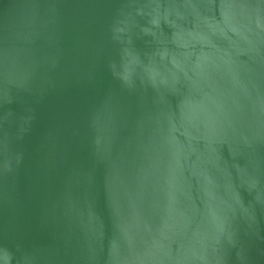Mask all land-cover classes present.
Listing matches in <instances>:
<instances>
[{"label": "water", "instance_id": "95a60500", "mask_svg": "<svg viewBox=\"0 0 264 264\" xmlns=\"http://www.w3.org/2000/svg\"><path fill=\"white\" fill-rule=\"evenodd\" d=\"M0 264H264V0H0Z\"/></svg>", "mask_w": 264, "mask_h": 264}]
</instances>
